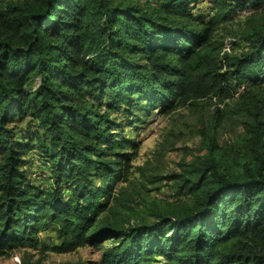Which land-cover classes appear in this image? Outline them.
I'll return each mask as SVG.
<instances>
[{"label": "trees", "instance_id": "trees-1", "mask_svg": "<svg viewBox=\"0 0 264 264\" xmlns=\"http://www.w3.org/2000/svg\"><path fill=\"white\" fill-rule=\"evenodd\" d=\"M202 1L0 0V255L109 242L97 264H264V0ZM221 94L248 135L240 172L198 158L188 200L125 215L135 141L111 114L130 126Z\"/></svg>", "mask_w": 264, "mask_h": 264}, {"label": "rangeland", "instance_id": "rangeland-1", "mask_svg": "<svg viewBox=\"0 0 264 264\" xmlns=\"http://www.w3.org/2000/svg\"><path fill=\"white\" fill-rule=\"evenodd\" d=\"M211 2L203 0L194 9L198 13H208ZM246 16L244 8L227 25L238 29ZM232 38L228 36L227 41ZM246 46L242 43L237 52ZM260 92H264V83ZM236 103V98L221 94L194 105L181 104L169 113L141 110L136 112L139 120L130 126L126 125L132 118L122 107L113 112L112 120L124 125L118 131L124 129L123 135L135 141V145L127 148L133 156L130 179L120 185H123L124 214L132 215L134 219L146 214L156 204L188 200V195L179 192L182 183L179 176L185 177L194 170L198 158L212 154L222 170L233 174L240 172L241 163L246 158L244 148L248 135ZM34 161L28 167V173L42 185L48 176L36 157ZM41 237L49 246L60 244L54 230L42 232ZM109 244H87L69 253L19 247L0 255V264H97Z\"/></svg>", "mask_w": 264, "mask_h": 264}, {"label": "built area", "instance_id": "built-area-1", "mask_svg": "<svg viewBox=\"0 0 264 264\" xmlns=\"http://www.w3.org/2000/svg\"><path fill=\"white\" fill-rule=\"evenodd\" d=\"M249 12H250V11H248V10H245V13H246V14H248ZM242 89H244V87H242Z\"/></svg>", "mask_w": 264, "mask_h": 264}]
</instances>
